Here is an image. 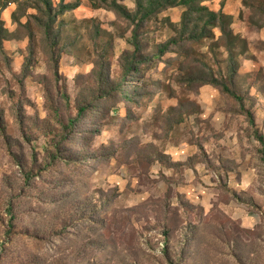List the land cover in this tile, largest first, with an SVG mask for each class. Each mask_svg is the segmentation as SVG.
I'll return each instance as SVG.
<instances>
[{
  "label": "rangeland",
  "instance_id": "1",
  "mask_svg": "<svg viewBox=\"0 0 264 264\" xmlns=\"http://www.w3.org/2000/svg\"><path fill=\"white\" fill-rule=\"evenodd\" d=\"M77 1L0 0V264H264V0Z\"/></svg>",
  "mask_w": 264,
  "mask_h": 264
},
{
  "label": "trees",
  "instance_id": "2",
  "mask_svg": "<svg viewBox=\"0 0 264 264\" xmlns=\"http://www.w3.org/2000/svg\"><path fill=\"white\" fill-rule=\"evenodd\" d=\"M37 4H36V9L38 10V12L42 15V17H45V24L44 27H46L47 29H49L50 31L52 30V24L55 22V19L57 17V13L55 12L51 0H36ZM39 1V3H38ZM199 0H177V4H183V5H187L190 9H195L197 8V3ZM1 3V2H0ZM170 0H164L163 2H161L158 5H149V6H144V4H142L141 0L140 2H137V5L139 7V11L140 8L143 10L151 7L150 9H148L145 13H142L141 15V21H143V19H147L148 17L152 16L153 14L158 13L162 8H166L167 6H170ZM6 6V3L3 4V7ZM80 6V3L77 1L75 3H65V0H61L60 2V9L59 12H64V11H72L77 9ZM100 7H104L105 8H109L110 10L114 11L117 13V15L130 19L131 21H134L137 19L138 15L137 14H132L130 11H128L127 9H124L122 6H120L119 3H117V0H113L110 4H107L105 2V5H99ZM200 9V7H199ZM201 12L204 14L202 17V20H206V25L207 27L216 23L222 24V26L224 27V31H230L232 32L233 35V30H232V16L225 14L223 11L221 12H215V11H211L208 7H201ZM41 20V19H40ZM48 21V22H47ZM138 26V25H137ZM7 29L4 28L3 26V22L0 21V41L3 35L7 34ZM232 37V36H231ZM138 37L137 34H135V51H139L140 50V43H138ZM178 42L176 39H172L171 41H168L167 43L161 45L160 49H159V55L160 56H164L166 55L168 52H170L171 48L173 45H176ZM146 61V60H145ZM145 61H141V63H145ZM141 70V67L139 66H135L134 63H130L128 62L125 67H124V72H125V76L131 74L132 72L136 71L139 72ZM216 85L219 86L224 92L232 95L233 97H235L236 99H238L240 102H242L243 105V109L245 112H247L249 119H250V123L252 124V126H256V120L255 117L252 113V111L247 110L246 107L243 104V99L232 89V87L226 82V81H215ZM120 88V87H119ZM86 110L85 107L80 109L79 114H82L84 111ZM71 124H73V121L70 122ZM257 133V139L260 141L261 143V153H262V158L264 161V135L261 134L258 130L256 131Z\"/></svg>",
  "mask_w": 264,
  "mask_h": 264
}]
</instances>
